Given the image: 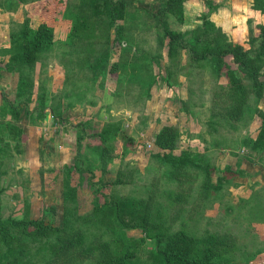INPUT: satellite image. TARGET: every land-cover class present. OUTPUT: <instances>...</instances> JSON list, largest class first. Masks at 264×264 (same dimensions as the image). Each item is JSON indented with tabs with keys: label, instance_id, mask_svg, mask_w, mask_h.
I'll list each match as a JSON object with an SVG mask.
<instances>
[{
	"label": "rangeland",
	"instance_id": "1",
	"mask_svg": "<svg viewBox=\"0 0 264 264\" xmlns=\"http://www.w3.org/2000/svg\"><path fill=\"white\" fill-rule=\"evenodd\" d=\"M163 2L129 0L131 6L127 10V18L118 23L128 27L124 30V37L128 40L126 42L131 41L132 48L137 46L150 54H159L158 63H150V68L154 74L164 76L172 72L171 87L165 81L157 80L146 96L139 93L143 89L134 83L123 84L126 87L122 89V85L116 82L115 73L105 71L102 75L100 70L89 68V64H95L98 56L106 51L110 55L106 68L130 58L131 51H122L118 42H112L114 33L111 31V39L107 43L93 41L92 44L74 42L68 45L56 41L49 56L28 70V80L23 85L25 93L18 96L19 71L10 72L4 68L11 53L6 50L10 47L11 33L17 32L28 17L31 25L35 26L36 5L27 2L11 5V9V3L0 0V49L5 50L0 53V106L4 93L20 110L18 118H13L7 109H0V121L14 122L25 131L19 147L14 139L9 138V146L0 156V218L39 219L62 228L70 224L81 227L88 235L103 233V239L109 240L113 247L114 238L107 223L95 225L94 193L87 182L77 186L76 199L64 198V188L78 183V173L73 171L68 178L64 171L73 164L75 157L77 122L90 120L88 130L94 131L105 122L114 123L121 119L126 138L130 136L131 140L123 142L120 138L115 141V157L106 172L96 169L93 188L99 182H112L117 170L124 172L122 179L127 183L107 185L97 195L100 203L105 200L118 206V218L131 241L133 258L138 264L149 261L153 246L150 234H155L159 221L169 223L171 230L183 227L197 236L214 232L228 234L237 245L235 260L230 264H264V152L250 150L243 141L245 136L258 137L261 131L264 96L258 98L249 94L237 120L225 114L227 101L223 100L225 88L222 87H227L225 77L214 75L210 66L189 67L184 50L180 63L175 66L169 59L167 39L160 47L156 19L147 13H155ZM215 2L220 6L208 11V5L202 0L187 1L183 22L172 15L167 17L170 28L185 33L201 26L198 13L209 12L207 17L221 27L228 41L248 48L249 38L256 36L260 31L259 25L264 24V13L252 7V0ZM72 3H77V0H72ZM134 7L136 11L140 10L139 16L130 18ZM139 20L141 27H129ZM56 26V36L63 38L70 20L63 19L58 12ZM87 52L91 54L88 59L85 57ZM99 85L105 88L101 90ZM84 87H88L85 98L93 97L95 104L80 103L82 96L76 97L77 90H84ZM42 92L51 98L46 105L47 111L55 104L62 108L71 104L65 112L68 117L65 122L54 124V117L50 114L45 119H35ZM72 92L74 95L68 97ZM29 112L31 117H27ZM211 117L216 122L213 125L210 124ZM167 124L180 131L176 150L201 153L218 168L229 166L239 169L242 175L236 176L232 184L225 185L220 191L221 196L211 200L199 197L200 180L190 183L168 179L166 165L153 155L157 150L153 145V135ZM87 141L85 136L83 152H87ZM169 191L190 197L186 202L173 203L168 198ZM148 198L153 207L145 225L147 230L144 231L143 227L128 228L130 224H143L146 214L143 206ZM17 230L10 228L6 239L0 236L1 262L6 264L15 256L20 260L14 264H49L56 260L50 253V243L55 241V236L26 239ZM89 254L91 256L83 259L81 264L93 261L97 250Z\"/></svg>",
	"mask_w": 264,
	"mask_h": 264
},
{
	"label": "trees",
	"instance_id": "2",
	"mask_svg": "<svg viewBox=\"0 0 264 264\" xmlns=\"http://www.w3.org/2000/svg\"><path fill=\"white\" fill-rule=\"evenodd\" d=\"M6 1L11 3L9 5L11 9H13L11 5L15 6L27 2H34L36 5L35 26L31 25V18L28 17L17 32L11 33L10 47L6 50L11 53L4 68L10 72L19 71L17 80L18 96L25 93L23 85L28 80V70L34 68L37 62H42L44 57L49 56V52L56 41L68 45H72L74 42L92 44L93 41L107 43L111 39V31L114 33L112 42H118L122 51L127 50L128 53L131 51L129 53L130 58L124 62H114L106 68V61L110 56L106 51L98 56L95 64H89V68L100 70L102 75L105 71L115 73L116 82L118 85H122V89L126 87L124 85L134 83L143 89L139 93L146 96H149V90L154 83H157V80L165 81L168 87L172 86L170 81L172 72L164 76L161 73L154 74L150 68V63H158L159 54H150L137 46L132 48L131 41L126 42L128 40L124 37V30L128 27H126V24L118 23V21L126 20L127 10L131 6L129 0H77V3H72V0ZM187 1L190 0H164L163 5L155 13H147L156 19L159 45L161 47L167 39L169 59L175 66L180 63L181 52L184 50V53L188 56L187 63L189 67L203 68L210 66L214 75L225 77L227 87L222 86L223 89L225 88V98L223 100L227 102L223 112L233 120H237L249 94H253L258 98L264 96V79L262 78L264 24L259 25L260 31L256 36L249 38L248 48L240 43L228 41L221 27L216 26L207 17L209 12L208 14L198 13V17L202 21L201 26L185 33L177 32L170 28L167 17L172 15L179 22H183ZM215 1L202 0L204 4L208 5V11L211 8L215 9V7L220 6V3ZM252 7L264 13V0H252ZM134 8V13H131L130 18L139 16L140 10L136 11L137 8ZM58 12H61L63 19L68 18L70 20V26L63 38L56 36V15ZM141 24L139 20L132 22L129 27L139 28L142 26ZM187 34L189 36L185 37ZM2 52H5V50L0 49V53ZM90 56L91 54L88 52L85 54L86 59ZM88 87H84V90L81 88L77 90L76 97L82 96L80 103L95 104L96 101L93 97L89 100L85 98L84 93H87ZM99 87L101 90L105 88L104 85H99ZM75 88L78 89L77 85H75ZM72 95H74L73 92L68 97ZM40 97L42 98L40 105L35 109V119L37 121L45 119L48 114L54 117L53 123L57 125L68 119L65 112L71 104H67L65 108L60 107V104V108L56 107L55 104L47 111L46 105H49L51 98L48 99L44 92L40 94ZM2 98L3 104L0 109L3 111L7 109L13 118H18L20 114L18 105L10 101L4 93H2ZM31 116L32 113L29 112L27 117ZM214 123L216 122L211 117L210 124L213 125ZM76 125L78 126L75 139L76 153L73 164L68 166L64 173L68 178H71L73 171L78 173V183L76 186L68 185L64 188V198L76 199L77 186L80 187L83 181H86L94 193L93 220L96 221L95 225H100L104 221L107 223V228L113 233H110V235L114 238V246L112 247L109 240L103 239V233L100 235L97 232H92L88 235L81 227L70 224H67L66 228L53 227L39 219L0 218V236L6 239L8 230L12 227L18 229L17 231L21 235H25L26 239L30 237L42 239L45 236H55V241L50 243V253L56 260L49 264H81L84 261L83 259L91 256L89 253L93 252L94 249L97 250V254L89 264H138V261L133 258L134 252L130 244L131 241L123 229V223L118 218V206L105 200L100 203L97 195L101 188L107 185L127 183L122 179V175H125L124 172L121 169L117 170L116 178L112 182H99L97 187L93 188V177L96 169L106 172L110 162L115 157L113 156L115 141L121 138L124 142L125 139L131 140V138L130 136L126 138L121 119L114 123L105 122L99 129L94 131L88 130L90 120L79 121ZM69 126L72 127L71 124ZM261 127L258 137L245 136L243 138L244 145L258 153L264 152V120ZM24 135V129L16 123L0 121V156L9 146V138L16 141L18 148ZM85 136L88 138L85 144L87 152L82 151ZM179 137V129L168 124L161 126L153 135V145L157 149L153 155L166 165L165 175L168 179L190 181V183L200 180L199 197L211 200L221 196V189L225 185L232 184L236 176L242 175L239 169H233L229 166L218 168L216 165L211 164L208 157L201 153L191 152L190 150H176ZM189 197L188 194L177 191H169L168 193V198L173 203L186 202ZM152 205L153 202L149 198L145 199L143 207L146 214L143 216V224H130L127 227H143L146 231L145 225L148 223ZM116 226L118 228H115ZM170 227L169 223L159 221L155 234H150V238L153 239V246L147 264H230L235 260L237 245L234 244L228 234L214 232L197 236L186 228L181 227L177 230H171ZM19 260V257L16 259L15 256L13 259H8L6 264H14ZM0 264L5 263L0 261Z\"/></svg>",
	"mask_w": 264,
	"mask_h": 264
}]
</instances>
